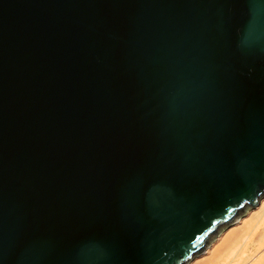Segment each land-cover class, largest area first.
<instances>
[{
  "label": "water",
  "instance_id": "1",
  "mask_svg": "<svg viewBox=\"0 0 264 264\" xmlns=\"http://www.w3.org/2000/svg\"><path fill=\"white\" fill-rule=\"evenodd\" d=\"M264 196V0H0V264H187Z\"/></svg>",
  "mask_w": 264,
  "mask_h": 264
},
{
  "label": "bare ground",
  "instance_id": "2",
  "mask_svg": "<svg viewBox=\"0 0 264 264\" xmlns=\"http://www.w3.org/2000/svg\"><path fill=\"white\" fill-rule=\"evenodd\" d=\"M209 245L187 264H264V196Z\"/></svg>",
  "mask_w": 264,
  "mask_h": 264
},
{
  "label": "rangeland",
  "instance_id": "3",
  "mask_svg": "<svg viewBox=\"0 0 264 264\" xmlns=\"http://www.w3.org/2000/svg\"><path fill=\"white\" fill-rule=\"evenodd\" d=\"M246 213V211L241 215V216H243L244 214ZM232 224H230V225H228V227H230ZM227 227V228H228ZM227 228H223L219 233H218V235H216L215 237H214V239L211 241V242H213V241H215L219 236H220V234H222V232H224ZM210 242V243H211ZM210 246V245H209Z\"/></svg>",
  "mask_w": 264,
  "mask_h": 264
}]
</instances>
